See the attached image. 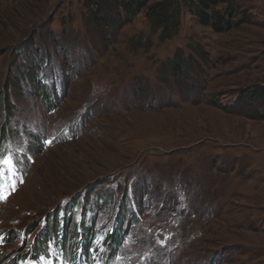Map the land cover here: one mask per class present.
<instances>
[{
	"label": "rangeland",
	"instance_id": "374dc122",
	"mask_svg": "<svg viewBox=\"0 0 264 264\" xmlns=\"http://www.w3.org/2000/svg\"><path fill=\"white\" fill-rule=\"evenodd\" d=\"M236 1L246 20L225 32L183 9L163 40L143 10L106 41L84 0H0V90L10 78L14 104L7 117L0 108V129H16L0 132V155L12 149L24 173L0 200V262L20 258L76 199L74 220L94 215L95 263L264 264V118L251 115L264 105H239L252 88L264 100V0ZM29 41L42 99L19 77ZM187 58L181 81L171 65ZM120 217L122 242L110 248Z\"/></svg>",
	"mask_w": 264,
	"mask_h": 264
},
{
	"label": "trees",
	"instance_id": "16d2710c",
	"mask_svg": "<svg viewBox=\"0 0 264 264\" xmlns=\"http://www.w3.org/2000/svg\"><path fill=\"white\" fill-rule=\"evenodd\" d=\"M85 7L89 8L91 11V17L93 23L101 31L103 34V26L100 23V20L106 21L104 24L109 27L110 32L107 35H101L102 39L106 41H112L116 39L118 32L121 27L124 26L125 21L129 19V15H133L136 12L145 10V16L151 21L153 26V31L160 33V39H169L177 30L179 29L181 16L183 9L188 11V13L193 16L195 22L203 27H209L212 31L221 33L230 30L233 27H237L243 21L246 20V11L241 9L237 4L236 0H84ZM119 6L124 8V12L126 13V18L120 14ZM237 15H240V18H236ZM129 22V20L127 21ZM126 22V23H127ZM136 42V44H138ZM28 45V44H27ZM41 46L38 48L40 49ZM28 56L26 60L28 61L26 65H24V72L19 76L23 77L27 80L30 85L33 84L34 92H36L39 98H44L48 94V91L45 87L40 84L37 75V68L39 67L40 61L38 60V56L35 51L32 50V46H27ZM180 59V58H179ZM192 58H187L186 60H176L175 63L171 65L172 72L181 76V81L184 79V76L187 75L188 67L192 62ZM192 68V67H191ZM20 74V73H19ZM181 83V82H180ZM12 81L10 78L6 77L2 84V91L0 90V108L3 110V117H7L6 112H10L14 106V104L10 103L8 91H11ZM257 91L255 88L252 90L245 91L247 97H242L239 99V105L242 108H246L249 103L258 102L259 105H264V100L260 97H257ZM50 95V93H49ZM46 103L50 107H55L56 102L60 101L56 95H52L50 97H45ZM219 101L212 100V104H217ZM253 108V107H252ZM257 109V106H256ZM261 119L264 118V110L263 112H259L256 110L254 114ZM14 126V125H13ZM0 132L2 135H13L16 133V129L12 126H9L5 121L3 126H1ZM33 137L37 140L39 139V135H33ZM87 191V190H86ZM84 192L82 196V202L80 204H84V206L89 203V194L88 191ZM77 201L76 199L71 200L69 203L65 202L62 205L59 204V209L56 215H48V223L47 227L42 230V235H39L36 239V243H32L33 251H38L37 249H41L45 246L46 238L48 235H54L56 232H59V229L62 226L61 221H63V226L65 227V223L69 221V216L72 218V204ZM117 208L119 206H116ZM123 207H121L122 211ZM63 211V216L59 218V211ZM85 213L84 211H82ZM94 216V215H93ZM129 216L135 217L134 213H130ZM94 218V217H93ZM68 219V220H67ZM73 219V218H72ZM128 218L120 217L117 224L116 229H113L112 233L109 235V239L114 240V243L109 247H113L115 244H120L122 242L121 234L125 232V227L122 229V224L119 221H124ZM65 222V223H64ZM83 221H81V229H83ZM121 229V230H120ZM34 230L32 226L26 232ZM84 230V229H83ZM68 231H66L67 233ZM90 232V230H89ZM85 233H88L87 229ZM73 236L76 235L75 231L71 233ZM63 235L61 239H63ZM67 235V234H66ZM86 238L84 237V240ZM83 249V248H82Z\"/></svg>",
	"mask_w": 264,
	"mask_h": 264
},
{
	"label": "snow or ice",
	"instance_id": "6c2138e0",
	"mask_svg": "<svg viewBox=\"0 0 264 264\" xmlns=\"http://www.w3.org/2000/svg\"><path fill=\"white\" fill-rule=\"evenodd\" d=\"M12 163V159L10 157H6L2 160H0V166L2 165H8ZM14 185L13 188L11 190H5L2 186H0V200H4L8 197V195H10V192L12 190H14Z\"/></svg>",
	"mask_w": 264,
	"mask_h": 264
},
{
	"label": "clouds",
	"instance_id": "9594fccd",
	"mask_svg": "<svg viewBox=\"0 0 264 264\" xmlns=\"http://www.w3.org/2000/svg\"><path fill=\"white\" fill-rule=\"evenodd\" d=\"M63 240V239H62Z\"/></svg>",
	"mask_w": 264,
	"mask_h": 264
}]
</instances>
